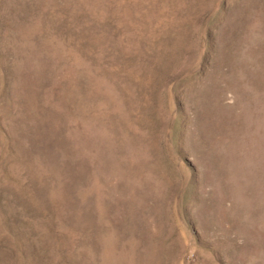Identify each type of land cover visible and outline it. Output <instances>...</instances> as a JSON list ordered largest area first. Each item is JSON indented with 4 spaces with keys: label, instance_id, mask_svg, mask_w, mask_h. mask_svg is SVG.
I'll return each instance as SVG.
<instances>
[{
    "label": "rangeland",
    "instance_id": "obj_1",
    "mask_svg": "<svg viewBox=\"0 0 264 264\" xmlns=\"http://www.w3.org/2000/svg\"><path fill=\"white\" fill-rule=\"evenodd\" d=\"M0 264H264V0H0Z\"/></svg>",
    "mask_w": 264,
    "mask_h": 264
}]
</instances>
